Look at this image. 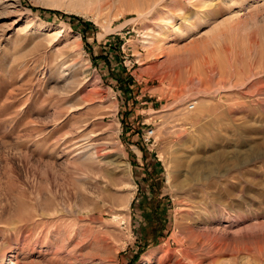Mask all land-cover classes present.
Instances as JSON below:
<instances>
[{"label":"rangeland","instance_id":"1","mask_svg":"<svg viewBox=\"0 0 264 264\" xmlns=\"http://www.w3.org/2000/svg\"><path fill=\"white\" fill-rule=\"evenodd\" d=\"M0 264H264V0H0Z\"/></svg>","mask_w":264,"mask_h":264},{"label":"built area","instance_id":"2","mask_svg":"<svg viewBox=\"0 0 264 264\" xmlns=\"http://www.w3.org/2000/svg\"><path fill=\"white\" fill-rule=\"evenodd\" d=\"M193 103H188V105L186 106L187 109L191 110L193 108ZM152 135V130L149 129L148 131H144L143 134H142V139L144 140V142H148L149 141V138L151 137Z\"/></svg>","mask_w":264,"mask_h":264},{"label":"trees","instance_id":"3","mask_svg":"<svg viewBox=\"0 0 264 264\" xmlns=\"http://www.w3.org/2000/svg\"><path fill=\"white\" fill-rule=\"evenodd\" d=\"M48 12H53L54 14H59L57 11H50V10H48ZM63 17V16H62ZM71 19H75V20H77V21H81L78 17H75V16H71L70 17Z\"/></svg>","mask_w":264,"mask_h":264},{"label":"bare ground","instance_id":"4","mask_svg":"<svg viewBox=\"0 0 264 264\" xmlns=\"http://www.w3.org/2000/svg\"><path fill=\"white\" fill-rule=\"evenodd\" d=\"M147 37L149 36V35H146ZM149 38L151 39V37L149 36ZM145 39H146V37H145ZM154 39V38H153ZM146 42V41H145ZM148 43V42H147ZM150 43V42H149ZM169 177V172H167V178ZM167 181H169V178H168V180ZM169 186H170V183H169ZM9 252V251H8ZM9 256H11V255H9Z\"/></svg>","mask_w":264,"mask_h":264}]
</instances>
